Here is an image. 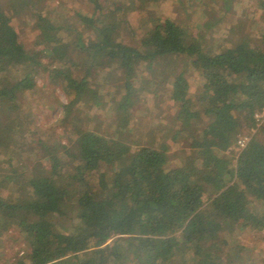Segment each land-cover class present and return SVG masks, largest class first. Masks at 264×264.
<instances>
[{"label": "trees", "instance_id": "obj_1", "mask_svg": "<svg viewBox=\"0 0 264 264\" xmlns=\"http://www.w3.org/2000/svg\"><path fill=\"white\" fill-rule=\"evenodd\" d=\"M158 1L87 0L91 10L76 14L75 44L56 36L53 8L34 10L35 44L43 47L35 59L13 24L24 4L8 15L0 1V77L18 75L13 84L0 81V246L10 231L22 244L12 264H221L223 245L231 256L249 253L233 237L218 242L229 229L264 240V126L244 149L228 152L239 124L254 129L253 116L264 107V0H253L261 14L250 17L260 27L259 47L247 39L205 47L171 19L157 20L137 46L119 42L127 11L150 10ZM235 1L197 5L218 2L224 17ZM165 56L182 63L168 81L171 139L186 135L174 166L164 137L158 146L133 148L124 127L104 132L85 112L104 99L91 85L93 73L111 65L125 80L111 109L125 120L139 101L134 72H149ZM188 73L202 80L196 96ZM42 74L67 100L62 123L74 151L55 139L33 144V120L21 99ZM26 162L40 163L41 171Z\"/></svg>", "mask_w": 264, "mask_h": 264}, {"label": "rangeland", "instance_id": "obj_2", "mask_svg": "<svg viewBox=\"0 0 264 264\" xmlns=\"http://www.w3.org/2000/svg\"><path fill=\"white\" fill-rule=\"evenodd\" d=\"M0 1L8 15H12L14 6L24 4V10L16 18H13V24L29 59H35L43 48L41 45L35 44L37 40L35 22L29 16L32 11L45 12L53 8L52 15L57 20L56 36L64 44H75L78 40L76 14L87 13L91 10L87 0H48V2L44 0L34 6L35 0ZM222 7L223 5H219L218 2L199 7L197 0H159L150 10H128L127 25L121 24L118 41L137 46L139 40L151 30L157 20L171 19L185 23L189 29L190 37L200 39L205 47L210 45L229 46L232 42L243 39H247L250 46L259 47L261 40L255 33L260 27L252 26L250 21L251 16H254L255 19L260 17L261 11L256 3L253 0H236L233 6L231 5V11L224 17L219 14L220 11H223ZM27 10L30 13H27ZM249 32L250 34L247 36ZM180 68H182V63L179 59L165 56L156 58L149 72L143 68L134 72L132 79L135 95L139 101L131 110V115L124 120L121 114L112 111L110 103L123 93L125 85L123 71H119L111 65H104L102 69L95 70L91 79V85L101 95L104 94V99L99 107L86 109L85 112L98 122L96 125H100L104 132H113L117 126L124 127V138L133 148L145 145L158 146L164 137L166 139L164 143L169 148L167 152L169 163L174 166L178 163L177 152L186 147V135L177 136L173 141L171 139L175 131L171 127L175 110L169 102L168 81L171 75ZM17 77L18 75L10 71L1 76L0 81L13 84L17 81ZM188 81L190 92L194 96L198 95L202 86L200 77L194 73H188ZM157 96L158 99H156ZM21 101L23 109L30 113L33 120L32 130L35 131V135L32 138H34L33 144L36 147L42 143H50L55 139L61 141L63 145L70 144V149L74 151V146L70 143L69 130L62 123L61 104L66 103L67 100L57 86L46 80V75L42 74L36 77L35 85L31 90L25 91ZM257 133L258 129L245 128L243 122L236 130L237 136L240 135L248 139ZM236 150L234 144L228 152L233 153ZM0 151L4 156V149L2 148ZM24 165L28 169L39 172L42 167L38 162L32 164L26 162ZM21 181V178L17 180L19 183ZM233 231V229H229L222 234L218 237V242L222 243L226 240L229 242L233 237L234 240L236 239L248 247L249 253L242 252L241 255L231 256L223 245L217 260L221 264H264L263 235H250L236 230L232 233ZM21 253L22 244L18 242L17 234L10 231L0 246V264L14 263L16 256Z\"/></svg>", "mask_w": 264, "mask_h": 264}, {"label": "built area", "instance_id": "obj_3", "mask_svg": "<svg viewBox=\"0 0 264 264\" xmlns=\"http://www.w3.org/2000/svg\"><path fill=\"white\" fill-rule=\"evenodd\" d=\"M254 121H255V129H259L260 127L264 126V107L261 108L259 111H257L254 116ZM249 139L247 137L243 136H238L235 141V147L238 151H241L242 149L245 148L247 145Z\"/></svg>", "mask_w": 264, "mask_h": 264}]
</instances>
